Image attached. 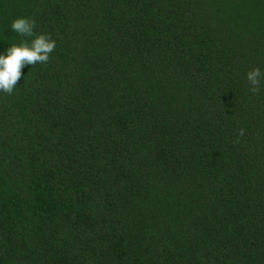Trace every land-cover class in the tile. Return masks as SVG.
Returning a JSON list of instances; mask_svg holds the SVG:
<instances>
[{"label": "trees", "instance_id": "1", "mask_svg": "<svg viewBox=\"0 0 264 264\" xmlns=\"http://www.w3.org/2000/svg\"><path fill=\"white\" fill-rule=\"evenodd\" d=\"M21 15L0 264H264V0H0V52Z\"/></svg>", "mask_w": 264, "mask_h": 264}, {"label": "clouds", "instance_id": "2", "mask_svg": "<svg viewBox=\"0 0 264 264\" xmlns=\"http://www.w3.org/2000/svg\"><path fill=\"white\" fill-rule=\"evenodd\" d=\"M34 25L35 20L28 16L21 15L11 20L12 30L21 37L31 39H21L19 43H13L0 52V92L13 93L22 76V68L37 62H47L56 47V40L49 33H35ZM246 79L252 86L250 91L255 93L259 90L261 80H264V73L259 67H254L246 73ZM243 131L240 130L241 135Z\"/></svg>", "mask_w": 264, "mask_h": 264}]
</instances>
